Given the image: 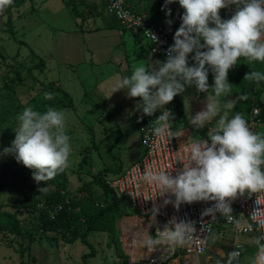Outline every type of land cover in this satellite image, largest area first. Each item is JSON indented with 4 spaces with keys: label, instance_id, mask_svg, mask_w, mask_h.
Instances as JSON below:
<instances>
[{
    "label": "rangeland",
    "instance_id": "obj_1",
    "mask_svg": "<svg viewBox=\"0 0 264 264\" xmlns=\"http://www.w3.org/2000/svg\"><path fill=\"white\" fill-rule=\"evenodd\" d=\"M66 1L76 6L80 16L73 14ZM158 3L163 8L165 0ZM105 6V0H13L11 13L16 40L6 30L5 11L0 14V184L3 185L0 264H145L127 254L129 229L141 233L145 223L123 199H119L123 215L115 222L116 234L89 233L87 240L91 243L93 256L86 260L82 259V254L91 250L88 246L79 239L65 241L66 237L70 238L67 222L55 221L50 230L42 227L40 210L47 193L69 194L71 200L76 201L69 214L77 213L83 217L85 212L94 213L104 203V195L100 186L92 182V175L106 167L112 171L103 174V178L113 177L119 173L113 170L121 167L123 171L143 152L135 124L140 98H130L127 90H113L122 77L132 74L134 68L149 67L155 61L142 34H137L135 47L146 49L148 54L136 57L131 33L128 31L123 38L120 30L106 27L113 23V18L106 13ZM167 8L172 11L173 3ZM162 11L166 14V9ZM119 41L124 42L118 45ZM32 51L43 59V65L35 66L38 59ZM251 62L248 66L253 71L264 72V62ZM245 63L247 61L241 57L236 67ZM29 68L36 80L28 75ZM229 72L237 73L232 68ZM210 78L206 93L198 92L192 85L179 94L189 123L192 116L213 102L211 86L214 78ZM237 82L231 83V94L219 98V103L246 94L248 99H237L229 111L230 118L236 113L245 118L252 95L251 91L241 92V89L242 86L248 89L254 83L244 79ZM47 84L62 88L69 96L51 92ZM45 92L53 93V99H44ZM260 95L264 102V91ZM69 101L74 108L65 106ZM26 107L40 112L53 107L65 112L66 133L71 144L69 166L63 175L55 176L46 184H37L32 178L33 170L17 162L14 153H4L5 148L11 147L20 126L17 117ZM218 118L207 121L206 129L212 128ZM177 128L182 133H197L196 138H207L198 129L188 130L182 122H177ZM256 130L264 136V117L257 121ZM109 133L114 136L108 142L118 139L111 152L105 146L107 141L99 143ZM91 140L98 148L91 147ZM86 148L89 154L79 166ZM231 207L234 213L235 207ZM67 216L65 213L64 217ZM242 237L246 241L245 252L234 264H252L257 237ZM29 239L34 241L29 242ZM231 239L229 226H217L210 237L207 253L200 257L201 264L227 263ZM140 252L138 249L134 256L138 257ZM181 254H184L183 250Z\"/></svg>",
    "mask_w": 264,
    "mask_h": 264
},
{
    "label": "clouds",
    "instance_id": "obj_2",
    "mask_svg": "<svg viewBox=\"0 0 264 264\" xmlns=\"http://www.w3.org/2000/svg\"><path fill=\"white\" fill-rule=\"evenodd\" d=\"M13 0H0V14ZM165 0L162 10L171 15ZM184 9L182 23L176 30L174 44L167 49L165 61H155L149 67L134 68L130 76L122 77L113 92L127 90L130 98H140L137 106L144 115L161 114L153 121V135L168 134L169 121L173 113L165 105L182 94L186 86L194 85L198 92H207L209 70L213 73V102L192 116L190 124L203 128L207 121L219 117L209 129L207 139L196 140L188 149L183 167L173 175L169 171L146 170L143 180L157 186L160 196H169L164 205L172 204L179 210L182 204L214 202L202 216L216 217V213L232 222L231 202L245 191L264 190V136L250 130L241 113L231 118L229 111L238 100H247L241 95L227 100L223 105L219 98L231 94L232 84L228 81L229 70L239 58L264 62V0H178ZM236 6L228 19H222L220 10ZM171 24L172 21H166ZM156 41L157 36L151 33ZM194 61L189 66V54ZM244 80L264 81V72L246 73ZM44 99L51 100L53 93L45 92ZM20 126L10 148L4 153H14L17 162L32 171V178L39 184L53 179L69 166L71 155L70 137L66 133L65 112L47 107L40 112L26 107L18 115ZM142 119V117H141ZM41 188L40 190H43ZM174 197V201L170 198ZM151 221L159 214V207L152 208ZM255 218V212L253 213ZM238 223V222H237ZM251 226H249V230ZM197 229L191 220L172 217L159 233L167 242L182 245L193 238ZM264 235L255 239L257 253L252 264H264ZM159 240L148 238L152 246ZM240 256L239 251L228 254L227 264Z\"/></svg>",
    "mask_w": 264,
    "mask_h": 264
},
{
    "label": "built area",
    "instance_id": "obj_3",
    "mask_svg": "<svg viewBox=\"0 0 264 264\" xmlns=\"http://www.w3.org/2000/svg\"><path fill=\"white\" fill-rule=\"evenodd\" d=\"M105 5L106 13L115 17L123 27L132 29L136 34H142L146 38L148 41L147 49L154 61L160 60L163 62L167 59V49L174 44V34L182 23L183 8L179 5L178 0L173 2L171 16L159 24H151L146 13L132 7L127 0H105ZM235 10V5L221 9L220 16L222 19H228ZM168 20H171L172 23L168 24L166 22ZM151 33L158 37L156 41L152 38ZM164 107L173 112L171 103ZM160 114L161 110H157L153 116H147L142 111L137 110L135 124L143 152L126 169L113 177L105 179L106 184L113 193L119 199L126 201L144 219L145 226L141 229V233L135 232L133 229L128 231L127 254L135 258L136 261L145 264H201L200 257L207 253L210 237L218 224L221 228L230 227L232 238L230 244L231 252L239 251L240 256L238 258L242 257L246 242L241 237L251 236L254 238L255 236L264 235V190L257 192L245 191L243 195H238L231 202V205L235 207V212L232 213L234 217L232 222H229L226 217H219V213H216L215 218L202 216L204 210L211 207L214 202L201 201L192 204H182L179 210L174 208L171 203L164 205V200L168 199L169 196H160L157 186L144 181L142 178L144 172L150 169L155 172L169 171L175 175L186 162L191 143L207 138L198 137L181 141V132L173 120L169 121L168 134L163 137L153 135L152 122ZM260 115L261 108L253 99L245 119L250 130L254 133H257L256 127ZM209 129L206 136H208ZM68 198L69 195L65 194L64 201L68 202ZM170 198L173 201L175 199L174 197ZM99 206H103V203ZM154 206L159 207V214L155 217V223L151 221V210ZM61 209L62 203L53 206L50 211L51 218H54ZM254 212L255 218H253ZM172 217L195 222L197 231L191 240L186 241L182 245L171 244L159 235L164 225ZM249 226H251L250 230ZM148 238L159 240L160 242L148 246L146 244ZM261 242L264 243V241ZM138 249L141 251V256L135 257V251ZM181 250L184 251L183 255ZM180 256H183V258ZM234 261L232 264H234Z\"/></svg>",
    "mask_w": 264,
    "mask_h": 264
},
{
    "label": "trees",
    "instance_id": "obj_4",
    "mask_svg": "<svg viewBox=\"0 0 264 264\" xmlns=\"http://www.w3.org/2000/svg\"><path fill=\"white\" fill-rule=\"evenodd\" d=\"M66 4L71 6L73 14L76 17L80 16V13L78 15L76 6L73 3L66 1ZM158 7L159 5H146L143 9H140L144 13H146L147 18L151 24H159V23L164 22V17L160 15V12L158 11ZM5 13H6V21H5L6 30L14 36L11 5L6 8ZM112 18H113V24L115 27L121 28L122 30L128 29L126 27H123L115 17H112ZM14 39L16 40L15 36H14ZM18 42L22 43L23 41H18ZM33 54L38 59V62L36 63L35 66L43 65L44 64L43 59H41L36 53L33 52ZM192 55H194V53L189 54V66H191L192 63H194V61H192L191 59ZM140 56H141L140 53H137V57H140ZM243 60L246 61L247 59L243 58ZM249 63H252V62L248 61L247 63L242 64L240 66L236 67L235 65L232 67V69L237 73L232 74L231 72H228V81L230 84L231 83L234 84L237 81L239 82L240 80L244 79V76L246 73L253 71L248 66ZM27 73L31 78L36 80V77L34 76V74H32L30 68L27 70ZM209 77H211L210 79L213 78V73L211 72V70H209ZM253 83L254 85H250L248 89H247V86H242L241 92L251 91V95H252L251 102L254 99L256 103L259 105V107L261 108L260 118H262L263 112H264V105L260 101L259 97H260V92L264 91V82L261 81L259 84H257L255 81H253ZM46 86L49 88V90H51V92H60L65 96H69V94L60 87L53 86L50 84H47ZM170 103L173 106L172 113L175 117L173 121L176 122V124L177 122H182L184 126L189 128L190 130H197L194 126H192L189 122L186 121L184 110H183V105L179 99V95L174 97L173 101ZM220 104L223 105L224 101L223 102L220 101ZM65 106L74 108L72 101H69L68 103H66ZM198 130L201 134L206 135V132H207L206 126ZM113 136H114L113 133H109L105 137L100 139L99 141V143H103L107 141L105 142V146L108 148L109 152H111V149L113 148V146L118 142L117 138H115V141L113 143L108 142L109 139L112 138ZM91 147L98 148V146L94 143L93 140H91ZM88 154H89V151L86 148V152L83 154L81 158V162L79 163V166H81L82 163L86 160V157L88 156ZM121 169H122L121 167H118L113 171L114 173H118V172L120 173ZM109 171H112V170L104 167L100 171L92 175V179H91L92 182L100 186L102 190V194L104 195L103 206H100L94 213L85 212L83 217H80L77 213L70 212L71 214H69V209L76 206V201L71 200L70 195L66 194V195H69V198H68L69 200L68 202H65L64 201L65 194H62V193L61 194L60 193H47L45 195L44 202H43L44 207L41 208L42 210H40L42 212L41 218L43 219L42 227L44 230H50L52 223L55 221L59 222L60 220H62V222H67V228L69 231L68 233L70 234V238L66 237L65 241L72 242V240L79 239L80 242H82L83 244H85L91 249L89 252L82 254L83 260H86L87 257L93 256V249H92L91 243L87 240V235L91 232L103 231V232H107L111 236H114L116 234L115 222L117 219L121 218L123 215L121 211V207H120L119 198L116 196L115 193H113V191L109 188V186L106 184L105 179L103 178V174H106ZM59 174L63 175L64 171L59 172L56 176H59ZM2 193H3V185L0 184V197ZM58 203H62V209L59 211L57 215H55L54 218H51L50 211L53 208V206L57 205ZM0 207H1V203H0ZM65 213L68 214L67 217H64ZM33 241H34L33 239H29V242H33ZM252 251H255V249H252Z\"/></svg>",
    "mask_w": 264,
    "mask_h": 264
},
{
    "label": "crops",
    "instance_id": "obj_5",
    "mask_svg": "<svg viewBox=\"0 0 264 264\" xmlns=\"http://www.w3.org/2000/svg\"><path fill=\"white\" fill-rule=\"evenodd\" d=\"M128 1V3L130 4V5H132V7H134V8H136V9H143L146 5H159V7H158V11L160 12V15L161 16H163L164 17V21L166 20V19H168L170 16H167L166 14H164L163 13V11H162V8H161V4L160 3H158L159 2V0H127ZM172 11H173V8H172ZM172 11H171V14H172ZM106 27H108V28H116V29H118V30H120L121 31V33H122V36H123V38H125V34H127L128 33V31L131 33V39H132V42H133V45H132V48H134L135 47V45L138 43V39H137V34L135 33V31L134 30H132L131 29V31H130V29H125V30H122L121 28H118V27H115L114 26V24L112 23V24H108ZM123 42L124 41H119L118 42V45H121V44H123ZM136 48V47H135ZM134 50H136V52L137 53H140V55L142 56L144 53L145 54H148L147 52L148 51H146V49H144V48H140V49H138V47L136 48V49H134ZM146 51V52H145ZM133 53H134V51H133ZM137 53H135V56L137 57ZM121 54V53H120ZM119 54V55H120ZM128 60V59H127ZM247 62H248V60H246ZM259 99H260V101L262 102V104L264 105V102L261 100V95H260V97H259ZM264 117V112H263V116H262V118ZM246 118V117H245ZM186 127V126H185ZM187 128V127H186ZM188 130H190L189 128H187ZM191 131V130H190ZM197 132V131H196ZM196 135H198L197 133H195ZM195 134H191L189 131H187L186 133H182L181 132V141H185V140H189V139H193L194 137L196 138L197 136L195 135ZM206 134H207V132H206ZM219 217H221V218H223L222 216H220L219 215ZM218 226V225H217ZM249 237V236H248ZM242 238V240H243V237H241ZM244 242H246L245 240H243ZM221 264H224V263H221Z\"/></svg>",
    "mask_w": 264,
    "mask_h": 264
}]
</instances>
